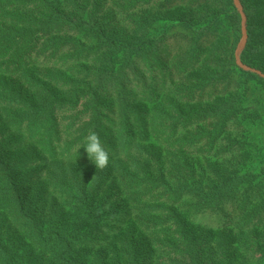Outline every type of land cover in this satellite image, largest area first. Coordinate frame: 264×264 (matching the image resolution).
Segmentation results:
<instances>
[{
    "label": "trees",
    "instance_id": "16d2710c",
    "mask_svg": "<svg viewBox=\"0 0 264 264\" xmlns=\"http://www.w3.org/2000/svg\"><path fill=\"white\" fill-rule=\"evenodd\" d=\"M188 1L159 2L169 9ZM109 2L0 0V264H114L110 254L123 264L120 248L133 241L118 243L117 232L133 216L145 232L163 237L156 260L149 263L145 253L139 264H167L171 257L185 264L182 245L196 253L184 226L192 212L183 201L205 210L246 182L239 175L198 180L194 168L188 176L183 166L190 141L206 137L212 149L220 142L214 122L221 133L239 115L228 104L210 108L198 120L207 119L211 129L190 140L184 135L186 120L198 118L183 107L188 81L208 70L210 77L194 79L187 92L217 84L212 61L235 59L215 48L227 21L241 31L233 1L219 0L215 14L202 10L197 26L211 19L209 26L194 28L195 38L177 35L173 48L183 53L174 59L159 58L167 42L155 35L154 23L169 20L153 11L154 0ZM202 43L211 49L210 62L201 63ZM90 131L109 153L106 169L83 148ZM136 262L134 256L129 264Z\"/></svg>",
    "mask_w": 264,
    "mask_h": 264
},
{
    "label": "rangeland",
    "instance_id": "374dc122",
    "mask_svg": "<svg viewBox=\"0 0 264 264\" xmlns=\"http://www.w3.org/2000/svg\"><path fill=\"white\" fill-rule=\"evenodd\" d=\"M159 1L154 0L153 11H162L169 20L167 23L155 22L153 27L155 35L167 42L157 49L161 55L160 59L165 55L174 59L183 53V48L178 50L173 48L177 35L182 33L195 38L197 33L194 28L200 30L209 26L211 19H204L197 26V22L202 19L200 16L202 10L205 9V13L215 14L220 9L218 6L214 7L219 0H208L207 3L198 5L192 4L193 0H189L181 6L175 5L169 9L162 8ZM244 1L251 12L250 21L245 13L246 42L241 45L242 17L239 33L227 21L222 33L218 35L215 48L226 51L229 49L235 59L229 57L217 62L212 61L214 68L211 71L221 81L217 84L199 92L196 90L197 93L187 92L191 86L193 89L194 79L199 78L202 81L210 77L211 73L208 70H198V74L188 81L190 86L185 90L183 107L186 113L194 112L198 118L186 120L191 122L186 124L188 129L184 135L190 140L194 135L199 137L201 131L211 129L205 123L207 119L198 120L210 108L216 109L228 104L236 106L239 115L235 120H230L221 133H218L219 122H214L212 133L220 142H216L212 149L207 148L210 141L206 137H203L198 145H193L190 141V146H187L189 148L183 153V166L184 173L188 176L191 175L190 170L194 168L198 180L204 178L221 183L222 179L239 175L245 176L246 182L238 190L231 191L221 202L205 210L194 211L192 207L197 202L183 201V209L192 212L189 216H185L184 226L194 240L196 253L190 255L182 245L185 264H264V82L249 77V74H253L264 79L253 71L257 70L264 74V0ZM240 2L245 12V7L241 0ZM111 3L112 0L109 4ZM187 3H190V7ZM233 5L241 16L234 1ZM177 15L183 17V24L179 23ZM187 20L191 25H188ZM249 44H251L250 55L247 59H243ZM201 50L203 51L201 63L210 62L208 57L211 49L204 44ZM237 55L248 69L242 68L237 63ZM158 215L163 217L161 214ZM111 225L110 228L117 227ZM163 225V231L168 233L169 226L166 223ZM119 228L117 234L121 235V238L118 243L124 238L133 241V246L126 245L120 248L123 251V264L131 263L134 256L137 260L135 264H139V256L145 253L151 255L147 258L149 263L156 260L159 256L157 243H162L163 237L151 236L145 232L136 216ZM131 235H134L135 239H132ZM109 258L111 262L117 264L115 256L110 254ZM167 264H183V262L178 263L175 257H171Z\"/></svg>",
    "mask_w": 264,
    "mask_h": 264
},
{
    "label": "clouds",
    "instance_id": "9594fccd",
    "mask_svg": "<svg viewBox=\"0 0 264 264\" xmlns=\"http://www.w3.org/2000/svg\"><path fill=\"white\" fill-rule=\"evenodd\" d=\"M77 147L79 148V146ZM83 148L86 150L89 159L99 170L106 169L109 166V153L102 144L100 137L96 132H89L85 138V145Z\"/></svg>",
    "mask_w": 264,
    "mask_h": 264
},
{
    "label": "water",
    "instance_id": "95a60500",
    "mask_svg": "<svg viewBox=\"0 0 264 264\" xmlns=\"http://www.w3.org/2000/svg\"><path fill=\"white\" fill-rule=\"evenodd\" d=\"M236 7L238 8L240 14H241V17H242V32H243V39H242V42H241V45H244L245 42H246V38H247V31H246V26H245V21H246V15H245V12H244V9L241 5V2L240 0H233ZM237 63L244 69H248L246 65H244L241 60H240V57L239 55H237ZM254 72L256 73H259L263 78H264V74H261L259 71L257 70H253Z\"/></svg>",
    "mask_w": 264,
    "mask_h": 264
}]
</instances>
